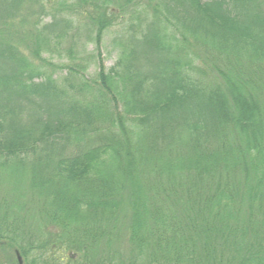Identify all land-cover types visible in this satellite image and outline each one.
Instances as JSON below:
<instances>
[{"label": "trees", "instance_id": "trees-1", "mask_svg": "<svg viewBox=\"0 0 264 264\" xmlns=\"http://www.w3.org/2000/svg\"><path fill=\"white\" fill-rule=\"evenodd\" d=\"M47 5L0 0V169L38 202L29 239L0 207V244L22 264H60L40 257L55 249L66 264H264V0ZM124 14L134 33L106 68ZM82 25L93 79L74 57Z\"/></svg>", "mask_w": 264, "mask_h": 264}, {"label": "rangeland", "instance_id": "rangeland-1", "mask_svg": "<svg viewBox=\"0 0 264 264\" xmlns=\"http://www.w3.org/2000/svg\"><path fill=\"white\" fill-rule=\"evenodd\" d=\"M56 1L57 0H43L45 4H48L47 6L49 7L50 12L53 11L51 4H54ZM55 17L59 18V15H55ZM51 19H52V16L50 14L45 15L41 23L49 24V22H51ZM72 23L73 25L77 26L79 22L77 20L75 21L74 19ZM116 24H119L117 29H112L106 32V34L104 35L103 40L99 47L100 55L98 57H96L97 52L95 50L93 41L91 42L90 38L88 40L86 30L83 29L85 26L82 25L78 34L74 36L75 60L76 61L89 60L87 64L83 63L86 66V67H83V71H82L85 77H88L91 79L94 78L95 73L97 71V67H96L97 60H95V57L96 59L101 58L106 68L111 67L114 61L116 60V52H117L116 50L119 49L118 44L126 43L125 40L128 39L130 35H133L135 28L133 29L130 27L131 22L128 21L127 15L124 14L121 18L120 17L117 18ZM144 28H145L144 22H141V25L138 28L137 32L139 34L143 33ZM113 30H116L117 34H114L115 31L113 32ZM116 36H118L119 38H123V40L118 39V37ZM201 50L202 48H200V51ZM199 54H202V53H199ZM50 55H51L50 53L45 54V56L47 57H49ZM53 61L56 64H63V65L68 64L69 63L68 54H66L64 50L60 49L58 56H56L55 59H53ZM58 66L61 67V65H58ZM58 68L54 69L52 67H48L47 70H43V71L46 72L45 75L51 74L53 78H58L61 80V78L64 75V71L63 69H58ZM34 80L36 81L38 79H34ZM70 83H74V82H70ZM65 87L69 88L68 84H66ZM64 100H66L65 97H64ZM65 106L66 104H61L60 102H58L55 105L57 109L64 108ZM10 183H12V181L10 179L9 168L6 167L3 169H0V207L2 209L5 208L4 210H6L8 214L7 215L8 224L5 227H10V228L18 227L17 232L20 235H26L25 234L26 232L27 233L26 236H28V239H29V232L35 233L34 228L37 225L36 218L33 217L35 214L33 213L32 210L37 208L38 202L36 200L30 201V197L28 196V193H29L28 191H26L25 189L23 190V188H22V191L20 189H13ZM24 194H27V195H24ZM21 202H23V205L25 203V206L19 208L20 211L17 212L16 207L20 206V204H22ZM0 247H1L0 248V264H9L5 260L6 257H4V255L7 254V252L9 253V250L11 252L10 254H12L10 256V259H12L10 264H14L16 262V261L14 262L13 260L14 258L16 259L15 249H12L11 251V249L6 245V242H3L2 244H0ZM41 254L42 255H40V257L42 256L45 260L51 261L54 259H58V261L61 262L60 264H66L67 253L63 252L62 249H59V250L55 249L53 251H47L45 253L42 252ZM32 255L35 256V254H32ZM32 255H30V257H32ZM22 263L23 262H21V264Z\"/></svg>", "mask_w": 264, "mask_h": 264}, {"label": "water", "instance_id": "water-1", "mask_svg": "<svg viewBox=\"0 0 264 264\" xmlns=\"http://www.w3.org/2000/svg\"><path fill=\"white\" fill-rule=\"evenodd\" d=\"M15 255H16L17 262H18L19 264H21L22 260H21L20 255L18 254V252H16Z\"/></svg>", "mask_w": 264, "mask_h": 264}]
</instances>
